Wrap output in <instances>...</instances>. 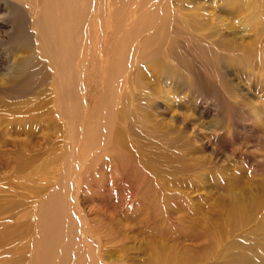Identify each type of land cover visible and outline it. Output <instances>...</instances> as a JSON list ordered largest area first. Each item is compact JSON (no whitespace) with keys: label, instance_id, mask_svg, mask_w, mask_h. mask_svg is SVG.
I'll use <instances>...</instances> for the list:
<instances>
[{"label":"rangeland","instance_id":"1","mask_svg":"<svg viewBox=\"0 0 264 264\" xmlns=\"http://www.w3.org/2000/svg\"><path fill=\"white\" fill-rule=\"evenodd\" d=\"M0 234V264L264 251V0H0Z\"/></svg>","mask_w":264,"mask_h":264},{"label":"bare ground","instance_id":"2","mask_svg":"<svg viewBox=\"0 0 264 264\" xmlns=\"http://www.w3.org/2000/svg\"><path fill=\"white\" fill-rule=\"evenodd\" d=\"M255 256L257 257H250L247 254H243L239 256L238 259L244 264H264V251L259 252Z\"/></svg>","mask_w":264,"mask_h":264}]
</instances>
